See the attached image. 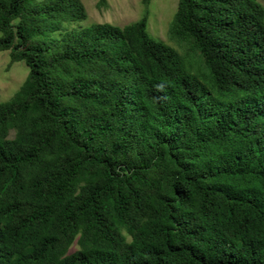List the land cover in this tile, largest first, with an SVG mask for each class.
I'll return each mask as SVG.
<instances>
[{"label": "trees", "instance_id": "obj_1", "mask_svg": "<svg viewBox=\"0 0 264 264\" xmlns=\"http://www.w3.org/2000/svg\"><path fill=\"white\" fill-rule=\"evenodd\" d=\"M85 18L0 0V264H264V6L177 0L185 54Z\"/></svg>", "mask_w": 264, "mask_h": 264}, {"label": "rangeland", "instance_id": "obj_2", "mask_svg": "<svg viewBox=\"0 0 264 264\" xmlns=\"http://www.w3.org/2000/svg\"><path fill=\"white\" fill-rule=\"evenodd\" d=\"M86 11V18L79 25L109 22L124 24L147 16V32L155 40H161L181 54L186 44H179L170 38L168 28L176 9L177 0H80ZM264 6V0H258ZM76 24V25H78ZM75 25V24H74ZM9 50L0 51V101L9 99L25 79L28 68L23 61H10ZM189 58V57H188ZM78 248L74 242L70 251Z\"/></svg>", "mask_w": 264, "mask_h": 264}]
</instances>
